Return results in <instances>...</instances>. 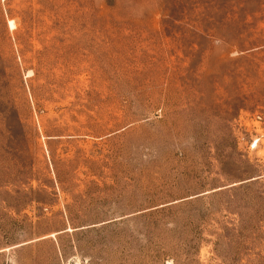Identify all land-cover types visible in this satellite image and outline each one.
<instances>
[{"label":"rangeland","instance_id":"374dc122","mask_svg":"<svg viewBox=\"0 0 264 264\" xmlns=\"http://www.w3.org/2000/svg\"><path fill=\"white\" fill-rule=\"evenodd\" d=\"M0 264H264V0H0Z\"/></svg>","mask_w":264,"mask_h":264}]
</instances>
